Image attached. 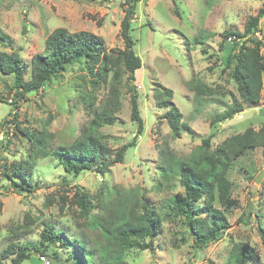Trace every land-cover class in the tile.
<instances>
[{
  "label": "rangeland",
  "instance_id": "1",
  "mask_svg": "<svg viewBox=\"0 0 264 264\" xmlns=\"http://www.w3.org/2000/svg\"><path fill=\"white\" fill-rule=\"evenodd\" d=\"M261 7L258 0H140L136 3L130 35L135 42L134 52L141 59L134 85L143 132L136 134V123L131 121L124 78L119 86L120 108L116 120L101 126L98 132L113 152L132 141L134 145L124 153L121 163L113 164L104 174L92 170L78 177L69 176L51 151L70 145L88 127L91 120L88 104L96 108L103 103L108 96L107 84H93L88 72L81 65H74L45 89L25 95L16 108L11 102L13 79L0 75V165L5 163L7 169L13 163L25 161L32 165L29 193L16 192L0 166V253L10 244L31 251L48 222L56 229H66L100 252L105 241L91 226L90 218L79 214L76 190L88 196L95 207L94 216H100L97 207L108 199L115 207L125 193L132 191L150 210L164 218L159 232L152 238V249L128 252L124 264H226L232 246L243 243L260 258L249 263L264 264V245L258 235V224L264 229L262 148L247 150L233 162L227 178L231 182L230 198L237 205L224 208L214 203L227 220L222 238L215 242L198 245L181 217L171 213L166 203L168 197L183 190L175 178L164 181L160 174L170 156L186 159L203 139L211 137L214 149L248 127L260 129L264 122V89L257 106H244L233 119L213 127L210 121L231 104L229 93H236L226 69L234 39L229 33H242L246 20L254 17ZM124 8V0H0V30L9 39L8 44L0 45V52H18L24 77L28 79L31 57L43 51L45 38L57 28L70 33H92L103 40L107 51L122 50L120 23ZM259 29L264 34V18L259 21ZM199 36L205 38L204 44H194ZM261 54L264 57V48ZM196 81L212 92L206 100L203 97L202 106L194 102L191 91V84L195 85ZM158 85L172 90L171 100L182 121L193 131L192 135L182 133L179 139L171 138L163 120L165 110L158 108L153 98ZM15 114L23 133L16 130L12 117ZM27 132L46 135L47 156L29 158L34 141ZM167 213L169 216H165ZM75 247L74 244L73 250L62 252L54 244L46 256L39 257L33 252L22 264H71L72 254H79ZM53 255L57 257L52 259Z\"/></svg>",
  "mask_w": 264,
  "mask_h": 264
},
{
  "label": "trees",
  "instance_id": "2",
  "mask_svg": "<svg viewBox=\"0 0 264 264\" xmlns=\"http://www.w3.org/2000/svg\"><path fill=\"white\" fill-rule=\"evenodd\" d=\"M139 1L124 0L125 15L120 23L122 50L107 51L103 40L92 33L84 31L70 33L63 28H57L45 38L43 51L31 57L28 79L24 77L23 62L18 52H0V75L13 79L14 98L11 102L16 108V103L23 100L25 95L45 89L57 76L74 65H81L93 78V84L98 86L107 84L108 96L103 103L96 108L88 104L87 112L91 114L88 127L84 128L70 145L51 151V155L69 176L78 177L92 170L104 174L113 164L121 163L124 153L134 145L132 141L113 152L98 132L101 126L113 124L116 120L115 114L120 108L119 86L124 78L126 92L130 97L131 121L136 123V134L140 135L143 132L134 85L135 72L141 68V59L134 52L135 42L130 35L134 8ZM258 1L262 2V7L254 17L246 20L243 32L229 33L234 39L226 58V69L237 94L229 93L231 104L217 117L211 119V127L216 123L233 119L245 109L244 106H257L261 100L260 94L264 89V57L261 54V49L264 48V34L259 29V21L264 18V0ZM204 39L203 36H199L193 42L204 44ZM8 42V37L0 30V45L5 46ZM196 82L193 86L191 84V91L194 102L202 106L203 97L206 100L212 92L201 82ZM172 95L171 89L158 85L153 98L157 107L165 110L163 120L169 128L171 138L176 140L182 133L192 135L193 131L182 121L181 113L171 100ZM12 117L16 130L23 133L17 122V115ZM27 135L34 141L29 158L47 156L46 135L34 136L28 132ZM210 138L203 139L186 159L170 156L167 166L160 169L162 180L169 181L175 178L182 188V193L168 197L166 203L171 207L173 215L181 217L192 238L200 243L198 245L222 238L224 229L227 228V220L225 213L216 208L214 203L217 202L224 208L237 205V202L230 198L231 182L227 175L233 162L245 151L262 148L264 152V122L258 131L248 127L242 133L225 139L214 149L211 148ZM0 166L3 169V176L9 180L10 186L16 192H30L28 188L31 186L29 181L31 163L28 161L13 163L9 169L5 163ZM111 194L109 192V195ZM75 196L79 214L84 218H90L91 226L100 232L105 241L100 252H95L84 240L70 235L66 229L64 231L56 229L54 224L48 222L43 225L38 244L31 251L27 252L25 248L20 249L10 244L1 251L0 264H22L32 257L33 252L39 257H44L54 244H57L62 252L73 250L75 244L79 254H72L71 264H124L128 252L152 249V238L159 232L160 222L164 216L150 210L145 202L139 200L141 198L137 193L134 194L132 191L125 193L115 203V207L108 199L97 207V214L100 216L92 215L95 207L91 205L86 194L76 190ZM108 206L113 209L110 210ZM104 215L106 217H103ZM165 216H169V213ZM258 235L264 245V229L260 224ZM56 257L57 255H53L51 258ZM259 260L257 252L247 243H243L232 246L226 264H250L249 262L255 263Z\"/></svg>",
  "mask_w": 264,
  "mask_h": 264
},
{
  "label": "water",
  "instance_id": "3",
  "mask_svg": "<svg viewBox=\"0 0 264 264\" xmlns=\"http://www.w3.org/2000/svg\"><path fill=\"white\" fill-rule=\"evenodd\" d=\"M259 178H260V175L257 177V179H256L255 183H258V181H259Z\"/></svg>",
  "mask_w": 264,
  "mask_h": 264
}]
</instances>
